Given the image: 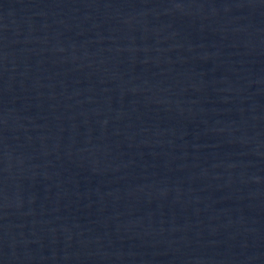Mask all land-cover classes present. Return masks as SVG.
I'll list each match as a JSON object with an SVG mask.
<instances>
[{
    "label": "water",
    "instance_id": "1",
    "mask_svg": "<svg viewBox=\"0 0 264 264\" xmlns=\"http://www.w3.org/2000/svg\"><path fill=\"white\" fill-rule=\"evenodd\" d=\"M0 264H264V0H0Z\"/></svg>",
    "mask_w": 264,
    "mask_h": 264
}]
</instances>
